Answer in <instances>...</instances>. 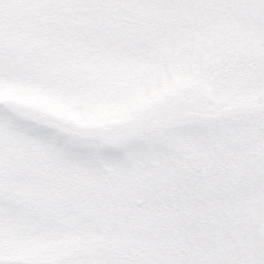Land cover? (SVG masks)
Returning <instances> with one entry per match:
<instances>
[{"label":"snow or ice","instance_id":"6c2138e0","mask_svg":"<svg viewBox=\"0 0 264 264\" xmlns=\"http://www.w3.org/2000/svg\"><path fill=\"white\" fill-rule=\"evenodd\" d=\"M0 264H264V0H0Z\"/></svg>","mask_w":264,"mask_h":264}]
</instances>
